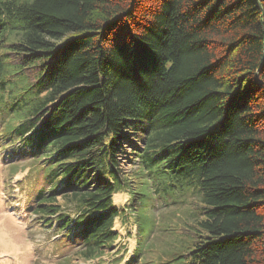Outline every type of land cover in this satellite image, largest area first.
<instances>
[{
  "label": "trees",
  "instance_id": "trees-1",
  "mask_svg": "<svg viewBox=\"0 0 264 264\" xmlns=\"http://www.w3.org/2000/svg\"><path fill=\"white\" fill-rule=\"evenodd\" d=\"M0 115V149L43 169L32 213L80 258L150 182L196 196L157 264H264V0H0Z\"/></svg>",
  "mask_w": 264,
  "mask_h": 264
},
{
  "label": "rangeland",
  "instance_id": "rangeland-1",
  "mask_svg": "<svg viewBox=\"0 0 264 264\" xmlns=\"http://www.w3.org/2000/svg\"><path fill=\"white\" fill-rule=\"evenodd\" d=\"M10 120L0 115V132ZM12 147L0 149V264H157L177 250L196 196L177 190L159 193L149 182L141 189L146 194L138 195L140 201L133 204L126 201L127 191L115 193L113 202L121 209L115 222L118 239L101 257L80 258L76 253L80 243H73L70 234L43 227L32 213L30 201L44 182L43 169L31 156L12 155ZM124 165L131 167L128 162ZM148 218L153 222L151 233L145 225Z\"/></svg>",
  "mask_w": 264,
  "mask_h": 264
}]
</instances>
